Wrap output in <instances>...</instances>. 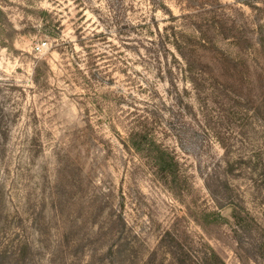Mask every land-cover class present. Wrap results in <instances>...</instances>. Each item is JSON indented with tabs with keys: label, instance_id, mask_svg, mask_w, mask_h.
<instances>
[{
	"label": "rangeland",
	"instance_id": "rangeland-1",
	"mask_svg": "<svg viewBox=\"0 0 264 264\" xmlns=\"http://www.w3.org/2000/svg\"><path fill=\"white\" fill-rule=\"evenodd\" d=\"M0 9L13 27L0 45V264H171L162 238L172 230L225 264H255L236 252L228 223L200 219L231 220L204 182L223 176L221 142L264 146V0ZM180 50L204 74L197 87ZM159 147L178 161L177 181L158 169ZM232 182L264 225V204Z\"/></svg>",
	"mask_w": 264,
	"mask_h": 264
},
{
	"label": "trees",
	"instance_id": "trees-1",
	"mask_svg": "<svg viewBox=\"0 0 264 264\" xmlns=\"http://www.w3.org/2000/svg\"><path fill=\"white\" fill-rule=\"evenodd\" d=\"M258 27L255 45L261 48L264 59V23L259 24ZM0 28L4 32L3 39L0 38V45L7 47V42L12 38L13 27L11 28L10 22L6 20L1 9ZM180 54L187 66L185 72L187 76L189 75L190 82L197 87L204 75L202 70L197 71L192 67L189 54L183 50H180ZM256 117L264 127V93L257 106ZM0 135H2L1 132ZM221 143L225 151L223 176L218 171H214L206 177L204 182L217 208L230 210L231 220L224 218L218 211L204 212V219L200 220L206 226L228 223L236 252L248 261L264 264V225L247 207L245 192L243 193L241 187L232 182L242 178L251 189L252 198L264 204V146H256L255 149H238L225 141ZM156 163L160 172L167 178L177 181L178 161L171 153L160 147L157 148ZM162 247L171 256L173 260L171 264H225L212 248L199 250L197 247H188L173 230L166 232L163 236Z\"/></svg>",
	"mask_w": 264,
	"mask_h": 264
},
{
	"label": "built area",
	"instance_id": "built-area-1",
	"mask_svg": "<svg viewBox=\"0 0 264 264\" xmlns=\"http://www.w3.org/2000/svg\"><path fill=\"white\" fill-rule=\"evenodd\" d=\"M40 49V48H39Z\"/></svg>",
	"mask_w": 264,
	"mask_h": 264
}]
</instances>
